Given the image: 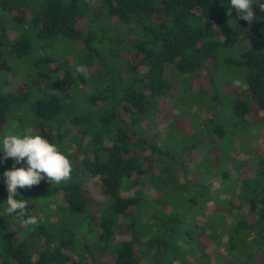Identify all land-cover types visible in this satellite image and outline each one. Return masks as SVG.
Here are the masks:
<instances>
[{"label":"trees","instance_id":"16d2710c","mask_svg":"<svg viewBox=\"0 0 264 264\" xmlns=\"http://www.w3.org/2000/svg\"><path fill=\"white\" fill-rule=\"evenodd\" d=\"M227 8L230 0H0V74L8 72L14 60H25L28 70L17 89L0 95V135L11 112L18 111L15 107L31 99L32 133L64 152L71 149L84 172L97 179L104 196L97 201L82 186H51L47 180L20 191L29 212L38 218L34 241L16 243L0 237V264H191L186 263L183 247L198 240L188 231L186 214L199 208L192 206L196 201H187V209L175 201L173 208L168 206L170 191L186 188L188 177L166 147L176 128L184 137L190 133L174 123L158 136L146 132L141 122L154 116L165 120V103L175 102V97L186 99L190 93L188 109L207 113L208 118L189 119L192 136L198 138L174 150L182 154L203 147L204 138L214 144L230 135L228 122L243 125L251 113L244 96L264 111V12L254 7L256 19L249 24L239 20L235 10L229 17ZM234 48L237 55L232 57ZM77 65L87 67L88 78L75 71ZM225 66H235L241 73L237 81L245 89L237 84L240 90L235 92L237 86L224 76ZM202 74L199 102H193L197 95L189 85L174 92ZM222 114L232 115V120L223 122ZM15 118L22 123L20 116ZM3 173L0 170V192L5 188ZM214 175L216 171H209L210 181ZM221 176L227 177L224 172ZM145 177L144 184L140 180ZM263 178L259 172L244 186ZM179 179L185 181L178 184ZM130 182L139 189L147 185L154 195L141 199L139 190L122 196ZM190 187L198 188L197 200L203 204L224 201L211 196L210 185ZM50 206L56 222L41 221L40 212L46 215ZM167 206L169 213L162 209ZM230 206L226 214L232 222L228 227L223 224L225 244L215 233L208 236L218 252L216 263L254 264L256 256L264 255V213L250 222L236 213L237 206ZM77 214L87 221L86 238H93L83 248L86 263L82 256L75 262L64 252L74 251L67 227ZM142 215L149 217L145 224L139 221ZM55 225L64 227L69 237L53 246ZM3 229L1 223L0 232ZM192 247L196 264L213 263L204 249L198 256L196 245Z\"/></svg>","mask_w":264,"mask_h":264},{"label":"rangeland","instance_id":"374dc122","mask_svg":"<svg viewBox=\"0 0 264 264\" xmlns=\"http://www.w3.org/2000/svg\"><path fill=\"white\" fill-rule=\"evenodd\" d=\"M92 3H96L97 0H87ZM123 36H125L123 34ZM35 51V50H34ZM34 51H32L34 53ZM231 51V50H230ZM229 55L230 53L226 51ZM237 55V50L234 48L232 52V57ZM71 60V58H70ZM25 60H14L10 64V68L8 72L5 74H0V95L5 92L13 91L17 89L19 84L22 83V80L25 79V76L28 74L27 66H25ZM222 67L221 65L219 68ZM234 67L227 68L225 66V72L227 77H230V80L233 82L232 86H237L235 90L239 92L238 85L235 83L237 81V77L241 73H237V70ZM202 75L196 76L193 81L188 82L186 85H178L179 88H174V92L177 94L179 91H182L184 87L190 86L193 88L192 94L197 95V98H193L194 101H198L201 99L198 96L199 87L203 84H200ZM241 90L245 89L244 83H239ZM207 86V85H206ZM228 93L230 90L227 91ZM234 92V93H235ZM231 93V92H230ZM233 93V92H232ZM233 93V94H234ZM174 95L177 96V95ZM186 94V93H185ZM191 94L186 95V99L190 100ZM186 99L184 98H176L175 102L168 101L165 103L164 111L162 114L167 115L165 120L154 116L151 120H145L141 122L142 128L150 134H155L158 136H162L163 133L167 132L169 129L170 124H179L183 128V130L188 131L190 134L184 137V132L176 128V131L172 132V137L170 138L171 141L166 142V147L172 151L174 156H177L176 160V167L183 168L186 170V176L188 177L186 188L171 190L170 196L172 203H168V206L174 207V201L177 206H184L186 209L188 208L189 204L187 201H196L195 204L192 206L196 209L195 212H191L186 214L187 223L189 224V230L193 235L194 239L198 240L193 241L190 246H184L182 244L183 249L185 250L186 255V263L196 264L195 260L197 261L196 256H192L190 253L193 249V245H196V250L199 252L197 255L199 256L201 253V248L205 250L210 256V259L213 262L212 264H217V249L213 246V243L208 240V236L210 233H215L219 237V242L225 244V234L224 227H228L229 224L232 222V216L229 217L226 214V211L229 210V205L227 202L232 203V206H237L236 213H241L246 215L248 221L253 222L257 221L264 213V178L261 182L256 185L244 186V182L251 181L253 182L256 178H258V174L264 173V111H258L253 102L249 99V97H245L244 99L251 105V113L245 120H243V125H238L237 127L233 126L232 122H228L232 120V115L229 109V114L225 115L222 114V121L228 122L226 123L227 133L230 135L225 136L224 139H216L214 140V144L210 143L208 139L204 138L202 140H206L203 143V147H199L193 151L185 152V153H178V151H174L177 148H182L183 146H189L195 138L198 136H192V128L194 127L190 120H194L197 122L199 120H206L208 118L207 113H196L195 108L190 107L188 109V105L186 104ZM32 100L29 99L25 101L21 106V108L15 107L17 112H13L14 116H20L21 122L19 123L17 119L13 116L11 112L12 118L7 120L6 124L3 127L2 133L0 135V151L3 150L2 140L5 135L11 134L12 132H19L23 134H33L31 131V127L29 126L30 123V116L28 111L32 108ZM196 113V114H195ZM165 115V117H166ZM190 119V120H189ZM230 126V127H229ZM184 137V138H183ZM183 140V141H181ZM178 142V143H177ZM106 145V142H103ZM62 151L64 148L61 149ZM210 150V153H209ZM65 153L69 154V158L73 163V171L71 174V179L66 182H61L60 184H50L51 186H67L68 184H75L78 186H82L85 192H88L89 196L94 198L97 201H103L104 196L101 193L100 187L97 183V179L91 176H88V172H84L81 162L78 157L72 155L71 149L67 151L65 149ZM178 153V154H177ZM183 155V156H182ZM3 152H0V170L4 172L7 170H11L14 164V160L9 158L7 160L3 159ZM82 155L80 159H82ZM259 159V161H258ZM261 163V164H260ZM26 163L16 165V167H26ZM258 168V170H257ZM181 170V169H180ZM209 171L213 172L216 171V176H213V179L210 181L209 179ZM226 173L227 177L223 179L221 174ZM144 184L148 182L147 178H143L140 180ZM185 180L179 179L178 184L183 183ZM210 182V183H209ZM129 183L125 186L122 196L128 197V195L133 196L137 191L140 190L141 199H148L154 195V191L150 190L147 185H144L143 188L139 187H132ZM140 183V182H138ZM212 186L210 189V194L213 198H217L219 196V200L224 199V201H219L214 203L212 199H210L205 204L201 203L197 200L198 195L196 194L197 187H190V186ZM5 186V184H4ZM198 189V188H197ZM207 189V187H206ZM23 190H30L29 188L19 189L20 191ZM257 192L258 195H256ZM7 190L6 186L2 192H0V224L2 223L4 229L0 232V237L3 238H11L12 241L18 242H27L33 243L34 235L36 228L31 225H25L21 221L17 220L13 216H8L6 214V207L7 205L4 204L7 200ZM196 198V199H195ZM197 203V206H196ZM145 205V203H144ZM162 208L163 211L166 213L170 212V207ZM52 206L46 210L48 213L44 215L43 212H40L39 218L43 221L45 218L49 220V222H56V217L53 213ZM154 209V208H152ZM51 210V211H50ZM190 210V209H189ZM149 212V210H147ZM225 211V219L224 217L221 218V213ZM147 212V213H148ZM152 213V212H150ZM149 213V214H150ZM44 218V219H43ZM43 219V220H42ZM149 217L146 215H142V218L139 221L142 224L148 222ZM70 224L68 225V232L73 234L71 236L73 244L71 247L74 251H70L69 248L64 250V252L68 253L71 257L72 261H78L83 258L84 263L89 262L88 255H85L83 248H85L86 244H89V240L93 239L92 237L87 239L86 238V229L88 228L87 221L83 216L80 214L74 215L70 218ZM126 220H122L121 223H125ZM58 223H62L58 220ZM59 225H55L54 229L51 230L56 231V236L54 241H52V245L56 246L59 244L61 237L68 238L66 230L63 229ZM58 231V232H57ZM116 239L127 238L125 237L116 236ZM64 240V239H63ZM43 243V241H41ZM180 244V243H179ZM142 252H145L146 249L140 248ZM203 251V250H202ZM80 253V254H78ZM106 260L103 257V260ZM202 259V258H201ZM254 264H264V255L259 254L254 258Z\"/></svg>","mask_w":264,"mask_h":264},{"label":"clouds","instance_id":"9594fccd","mask_svg":"<svg viewBox=\"0 0 264 264\" xmlns=\"http://www.w3.org/2000/svg\"><path fill=\"white\" fill-rule=\"evenodd\" d=\"M231 8H227V15L231 17L233 10L239 20L251 24L255 19L254 7L264 12V3L261 0H230ZM75 71L85 78L90 73L85 65H77ZM239 84L238 81L235 82ZM3 159L12 158L14 164L11 170L2 174L3 183L8 193L4 204L8 216H17L25 225H37L38 218L28 210L29 202L21 199L19 189L31 188L47 180L49 184H60L71 179L73 163L69 154L61 150L60 146L50 142L40 134H23L12 132L5 135L2 140ZM26 163V167L16 165ZM17 197H20L17 199ZM34 200V199H33Z\"/></svg>","mask_w":264,"mask_h":264}]
</instances>
